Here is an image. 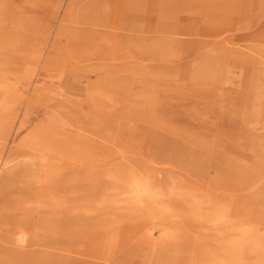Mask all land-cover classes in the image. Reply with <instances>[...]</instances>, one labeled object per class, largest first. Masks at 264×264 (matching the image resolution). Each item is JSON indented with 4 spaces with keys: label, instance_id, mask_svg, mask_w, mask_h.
Returning a JSON list of instances; mask_svg holds the SVG:
<instances>
[{
    "label": "rangeland",
    "instance_id": "rangeland-1",
    "mask_svg": "<svg viewBox=\"0 0 264 264\" xmlns=\"http://www.w3.org/2000/svg\"><path fill=\"white\" fill-rule=\"evenodd\" d=\"M75 1L0 0V264H264V49Z\"/></svg>",
    "mask_w": 264,
    "mask_h": 264
},
{
    "label": "crops",
    "instance_id": "crops-1",
    "mask_svg": "<svg viewBox=\"0 0 264 264\" xmlns=\"http://www.w3.org/2000/svg\"><path fill=\"white\" fill-rule=\"evenodd\" d=\"M87 2L88 5L83 8H89V15L87 12L83 13L80 7L76 8L75 1L76 23H82L83 19H91L89 23L94 22L96 26L101 23L100 26L104 25L105 30H94L93 33L106 34L108 39L111 37V46L117 32L122 50L130 49V46H125L126 41L142 38L145 42L156 33V27L160 28L158 19L168 16L176 18V28L172 32L185 34L188 43L195 44L200 40L203 44H209L228 40L233 43L257 44L264 49V0H87Z\"/></svg>",
    "mask_w": 264,
    "mask_h": 264
}]
</instances>
